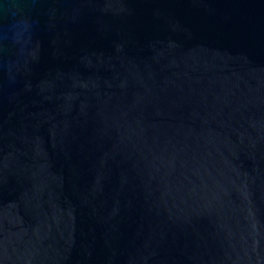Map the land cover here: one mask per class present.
Returning a JSON list of instances; mask_svg holds the SVG:
<instances>
[{
  "label": "water",
  "instance_id": "obj_1",
  "mask_svg": "<svg viewBox=\"0 0 264 264\" xmlns=\"http://www.w3.org/2000/svg\"><path fill=\"white\" fill-rule=\"evenodd\" d=\"M0 264H264V0H0Z\"/></svg>",
  "mask_w": 264,
  "mask_h": 264
}]
</instances>
